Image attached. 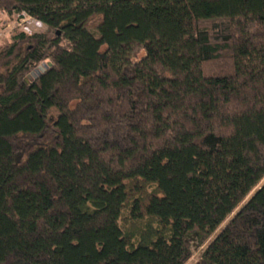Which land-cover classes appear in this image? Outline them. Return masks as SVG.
<instances>
[{
    "label": "trees",
    "instance_id": "trees-1",
    "mask_svg": "<svg viewBox=\"0 0 264 264\" xmlns=\"http://www.w3.org/2000/svg\"><path fill=\"white\" fill-rule=\"evenodd\" d=\"M0 13V264H264V0Z\"/></svg>",
    "mask_w": 264,
    "mask_h": 264
},
{
    "label": "rangeland",
    "instance_id": "rangeland-1",
    "mask_svg": "<svg viewBox=\"0 0 264 264\" xmlns=\"http://www.w3.org/2000/svg\"><path fill=\"white\" fill-rule=\"evenodd\" d=\"M6 21L7 19L5 15H3V13H0V51L11 41L14 31L13 29L20 24L18 18H15V21H13V23L11 24H8V22ZM28 24L32 26L33 22H28ZM47 63L48 61L44 64ZM191 245L193 249V257L188 262V264H205L203 260L205 246L199 245L194 237L191 239Z\"/></svg>",
    "mask_w": 264,
    "mask_h": 264
},
{
    "label": "built area",
    "instance_id": "built-area-1",
    "mask_svg": "<svg viewBox=\"0 0 264 264\" xmlns=\"http://www.w3.org/2000/svg\"><path fill=\"white\" fill-rule=\"evenodd\" d=\"M24 21H25V22H24ZM28 22H33V25L30 26V25L28 24ZM22 25L24 26V29H25L27 32H30L31 29L33 28V26H36V27H39V28L42 26L39 22H36V21L31 20V19H28V18L24 19V20L20 23L19 26H22Z\"/></svg>",
    "mask_w": 264,
    "mask_h": 264
},
{
    "label": "water",
    "instance_id": "water-1",
    "mask_svg": "<svg viewBox=\"0 0 264 264\" xmlns=\"http://www.w3.org/2000/svg\"><path fill=\"white\" fill-rule=\"evenodd\" d=\"M49 66L47 64H43L42 67H40V70H37L36 73L33 74L35 78H37L39 75H41L42 72H44L46 69H48Z\"/></svg>",
    "mask_w": 264,
    "mask_h": 264
}]
</instances>
